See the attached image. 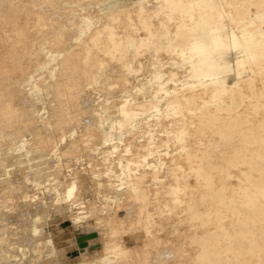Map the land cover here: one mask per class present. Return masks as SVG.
Here are the masks:
<instances>
[{"label":"rangeland","instance_id":"1","mask_svg":"<svg viewBox=\"0 0 264 264\" xmlns=\"http://www.w3.org/2000/svg\"><path fill=\"white\" fill-rule=\"evenodd\" d=\"M38 1L0 0V130L6 135L0 146V193L4 200L16 197L27 202L33 196L31 202L41 204L32 208L33 214L29 210L23 215L15 204L14 215L6 218L9 225L3 231L0 264H126L128 259L130 264H152L154 255L163 250L179 252L180 242L187 244L183 256L187 262L196 255L195 264H264V128L254 122L264 118V94H252L249 86L195 90L201 82V63L189 53L187 62L194 69L189 74L177 54L191 51L200 41L203 0L196 3L198 8L193 0H155L130 13L118 0H95L88 7L94 9L87 10L88 16L77 26L76 40L85 37L87 45L80 50L85 51L86 65L96 68L72 78L59 75L60 51L67 46L57 45L52 51L50 40L39 36L52 27L44 16L36 21ZM261 4L262 0H254L242 16L255 15L260 21L256 13ZM118 8L124 13L116 14ZM214 17L219 32L228 34L217 12ZM96 41L101 46L94 45ZM98 48L103 57L96 55ZM119 70L122 78L114 76ZM254 70L264 77V68L241 70V74L255 77ZM101 71L110 74L104 83L97 77ZM233 72L225 76L229 84L235 81ZM66 81L77 85L62 84ZM184 85L190 93L180 91ZM59 86L65 88L60 95ZM97 87L106 93L112 90L110 106L103 108L104 100L90 103ZM184 96L187 99L171 100ZM58 97L65 107L52 109L58 107ZM169 101L176 108H167ZM182 104L185 108L177 107ZM176 115L173 122L170 116ZM195 116L196 128L184 134L185 124L190 125ZM155 117L171 120H160L164 130L175 125L176 132L167 141H156L153 134H146L147 139L139 136L149 131ZM245 118H251L249 124ZM66 119L73 124L70 129ZM46 125L53 130L54 144L39 147ZM57 126L62 128L61 136ZM115 144L123 146L116 149L120 154ZM63 146L67 150L70 146L72 154ZM108 148L111 159L104 157ZM175 160L190 162L192 172L170 201L165 173L167 163ZM120 165L131 167L130 174L119 172ZM20 172L19 180L10 184ZM200 176L202 187L196 183ZM142 178H149L161 193L157 198L150 197L148 189L140 190L149 195L146 210L175 218L147 232V222L121 218L127 204L135 201L129 195ZM13 187L19 189L10 193ZM91 233L98 237L81 249L77 239Z\"/></svg>","mask_w":264,"mask_h":264},{"label":"bare ground","instance_id":"2","mask_svg":"<svg viewBox=\"0 0 264 264\" xmlns=\"http://www.w3.org/2000/svg\"><path fill=\"white\" fill-rule=\"evenodd\" d=\"M89 1H91V0H39L37 2L38 8H37V14H36V18H35L36 21L38 23H40V21L42 20V18L44 16L46 21L48 22V26L52 27L51 30L44 32V33H41V34H39V36L42 38H47L48 40H50L49 44L51 45L50 47H51L52 51L56 52L54 47L57 45H60L63 47L67 46L65 49H62L60 51V52H62L60 54V59H59V67L62 68V71L59 72L60 77H66V76L67 77L71 76L70 78L77 77L78 73H85L87 70H93L96 68L93 65H89V66L86 65V62H85L86 56L84 54L85 51H84V53H82L80 50V47L82 45H87V44H85V42L83 43L85 37L83 36V39H82L83 41L76 40V38H79L78 32H77V26H79V24L82 22V20L88 16L89 12L87 10H89L91 8L90 7L88 9V7L90 5H92L95 0H92V2H89ZM197 2H198V0L192 1V4L195 5V8H198V6L196 5ZM152 3H155V0H146V2L143 5L132 6L131 8H129L130 10H127L126 12L127 13L138 12V10H141L143 7H149ZM91 9L93 10L94 8H91ZM91 9H90V11H92ZM114 12L116 14L124 13L123 10H121L120 8L116 9ZM101 17H105V15L101 14ZM71 19H75L74 24L69 23ZM94 31H99V28L94 29ZM80 35H82V34H80ZM55 39H57V40H55ZM197 39H199L200 41L197 42V46L194 48V50L192 49L193 50L192 54L194 55L196 61L201 63V61H199V58L201 57V37H199ZM94 45L101 46V41L94 42ZM66 49H68V50H66ZM140 51H143V48L140 49ZM189 53H190V50H189V52L183 51V52L177 54V56L179 57V61L181 59L180 62H183V65L186 66L185 71H187V72H189V74H191L192 70L194 71V69H193L192 63L187 62V59L191 55V53H190V55H189ZM96 55L99 57H103L102 56L103 55L102 49L98 48ZM114 65H115V67H117L116 63ZM121 72L122 71L119 70L118 72H116L114 74V76L116 77V75H118L117 77L122 78L123 73H121ZM260 74H261L260 70H254V76L257 79H259V77L261 76ZM97 77H98V80L100 81V83H104V81H106L108 78H110V74L107 72L101 71V73ZM261 79H264V77H261ZM119 80H120V78H119ZM259 81H260V79H259ZM62 84L75 85L76 81H66L65 83H62ZM62 84H59V85H62ZM195 85H196L195 90L197 92H201V90H204V89H201V82L196 83ZM64 89H65L64 87L59 86L57 88L58 95H60ZM67 89L70 92L74 91L71 86H67ZM97 89H98V87H97ZM108 89H110V88H108ZM111 89H112V87H111ZM210 89L211 88H209L207 90L211 91ZM189 90H190V88H188L186 85H184L180 91H182L184 93H190ZM111 91L112 90H108L107 93L105 91H100L99 89L97 91H92V93L89 97L90 103L96 104L97 102L104 100L105 102L103 103V108L110 106L111 102H112V101H110L112 98L111 96H113V92H111ZM104 92L106 93L105 95H104ZM115 93H118L117 94L118 97L122 96V94H121L122 92H120V91L119 92L115 91ZM183 99H187V96H184L183 98L174 97L171 100H183ZM56 100H57L58 107H55L53 105L52 109H56V108L63 109L65 107L64 101L60 97H58V99H56ZM131 102H133V99L128 101L127 105H131ZM182 103H183V101H182ZM184 104H185V102H184ZM184 106L185 105L182 104V105L177 106V107L178 108L179 107L185 108ZM174 107L176 108V106L172 104V101H169L167 108L173 109ZM193 114H195V113H193ZM225 114H226L225 115V117H226L228 114L227 113H225ZM64 115H66V113L62 112L61 116L64 117ZM166 115H168V114H166ZM185 116H188V114H186ZM223 116H224V114H223ZM256 116H258V115H256ZM170 117H171L172 121L175 122L177 117H179V115L170 116ZM180 117H183V115ZM196 117L197 116L192 118L193 122L190 125L185 124L184 130H182V132L184 134L189 135L190 132L192 131V129L194 127L196 128V121H195ZM225 117H224V119H225ZM54 119H55V122L60 121L59 118H54ZM167 119H168V117H164V118L155 117V118H153L152 122L150 121L151 123L148 124L150 126L149 131L148 132L147 131L146 132L145 131L140 132L139 136H143L144 139H147L148 137H146V134H149V135L153 134L156 141H167L169 138V134L170 133L172 134V132H176V129H173V127L175 125H172V128H170L169 130L163 129L164 125L160 123V120L167 121ZM183 119L188 120L186 118H183ZM245 119H248L247 121L249 124V121L251 120V118H245ZM255 119H256L255 121L254 120H252V121H254L259 127L264 128V118H255ZM168 120H170V119H168ZM66 125H67L66 128L68 127V129H70V127L73 124L69 119H66ZM212 126H214V123ZM146 129H147V127H146ZM246 130H248V129H245V131ZM41 131L44 133V137H42L41 142H38L39 143L38 146L39 147L43 146V145L52 146L54 144V142L52 141L53 130L51 128H49L48 125H46V126L42 127ZM56 131H58L60 133V136L62 135V128L61 127L57 126ZM211 131H214V127H212ZM128 134H131V133H128ZM162 134H166V137H163ZM138 137L135 136L134 138H138ZM5 138H6V135H5L4 131L0 130V146L4 144ZM211 138H212V136L208 137L207 139H211ZM129 139H131V138L128 137L127 140H129ZM177 139H182V138H177ZM178 145L181 148L182 147L185 148L181 143H178ZM170 146H173V144H171ZM142 147L147 148V149H151L147 146H142ZM63 148H64V146H63ZM109 148H110V146H109ZM114 148H115L114 150L116 152V149L123 148V146L119 145V144L118 145L115 144ZM67 151H69V154H72V151L70 152V146H68V150L66 148V152ZM122 152H124V151H122ZM110 153H113L110 149L108 151H104V157L106 159H111L113 156L111 157ZM116 153L120 154V150H117ZM141 155L146 156L145 154H141ZM185 155L188 156L187 154H185ZM21 161H23V160H21ZM26 161H28V160H26ZM27 163L29 165L30 160ZM95 163L97 164V162H95ZM95 163H94V166H97V165H95ZM24 164H25V162H24ZM30 164H32V162ZM167 167H168V170L165 173V177H166V183H167V190L170 191V196L168 197V199L170 201H172L175 199V193L179 190H183V188H184L183 185H184V183H186L189 180V175L192 172V169L190 170L191 163L187 162L185 160L169 161L167 163ZM130 169H131V167H129V166L120 165V171L119 172H126L128 170V174H130ZM93 171H97V168L94 167ZM111 171L112 170H110V172H108V174L110 176H111ZM141 172H142L141 169H138V173L141 174ZM18 177L19 178L21 177V172L18 173V175L15 174L13 177H11V180L9 183L15 184L17 182V180H19ZM200 178H201V176H200ZM128 179L130 180L131 178L129 177ZM141 180H142V184L136 185L134 187V190H133L134 192L132 193V195L131 194L129 195V199L130 200L135 199V201L133 203L127 204L126 207L128 210L126 212H124L125 216H123L121 218L128 216L129 218L130 217L133 218L134 221L138 222V223L147 222L148 225H146V227L144 229L146 232L150 227H153V225H156L157 223L164 224L165 219H169L170 222L174 221L175 218L170 216V215L162 216L161 213H154L153 215H151V213L148 210H146V208L149 205V201H150V199L148 198L149 195L145 194V193H143V194L140 193V190L148 189L150 191V197L160 198L161 193L153 188V186L149 183V178H142ZM92 181H94V180H92ZM216 181H217V187H220L221 185L218 182L219 179H216ZM196 183L198 185L202 184L201 187L205 185L203 183L202 178H201V180L196 179ZM18 189H19L18 187H13V189L10 190L9 192L13 193V192L18 191ZM100 190L102 191V190H104V188L102 187V188H100ZM32 198H33V196H32ZM32 198H30L27 202L21 198H16V197L13 199L4 200L2 198V193H0V249L4 248V246L1 245V243L4 242V234L3 233L7 232L5 230L7 229L8 225H9L7 223L6 218L8 219L10 216L12 217L14 215L13 207L15 206V204L18 205V213H20L22 215L29 212V210L33 214L32 208L34 206L41 208V204H35L36 202L35 203L31 202ZM198 199H199V197H198ZM182 201L183 202L187 201V197L184 196ZM42 206H45V205H42ZM37 207H34V208L37 209ZM36 209H34V211ZM37 211L38 210H36L35 212H37ZM47 212H49V211H47ZM118 217H120V215H118ZM140 227H143V225H140ZM3 231H5V232H3ZM2 234H3V236H2ZM91 234H97V233H91ZM86 235H89V234H86ZM86 235H84V236H86ZM170 236H172V234H170ZM97 237H98V235H97ZM79 238L77 239V242H78L79 247H80ZM96 238H90V239H96ZM90 239L86 240V244H87V241ZM137 239H138L137 237H136V239L135 238L132 239V240H135V244L137 243L136 242ZM31 245H32V241H31ZM86 247H87V245H86ZM9 248H7V254L10 253ZM85 248H81V249H85ZM186 251H187V244L185 242H180L179 252L175 251L174 249L163 250V251L159 252L158 254L154 255L153 260H152V264H154V263L155 264H195L196 260H197L196 255L191 256V259L188 262L183 259L184 252H186ZM131 261H132V259L126 260V264H130Z\"/></svg>","mask_w":264,"mask_h":264},{"label":"crops","instance_id":"3","mask_svg":"<svg viewBox=\"0 0 264 264\" xmlns=\"http://www.w3.org/2000/svg\"><path fill=\"white\" fill-rule=\"evenodd\" d=\"M143 1L145 2V0H118L119 4L128 8L141 6L144 4ZM253 2L254 0H203L201 3L203 13L201 17V57L199 58L201 89L229 87L230 90L234 88L242 90L249 86L252 94L254 92L264 94V79L259 78V81L253 76L243 77L241 74V70L264 68V0H262L260 11L256 13L261 16L260 21L256 20L255 15L242 16L243 10L253 5ZM216 12L221 18L222 26L228 29L226 35L219 32L220 26L214 17ZM195 47L192 49L194 50ZM193 50L190 53L195 58L192 54ZM218 70L229 72L233 70L235 81L229 84L228 78L224 77L227 80L226 85L223 81L217 83L213 77L218 74ZM258 97H253V99L258 100Z\"/></svg>","mask_w":264,"mask_h":264},{"label":"clouds","instance_id":"4","mask_svg":"<svg viewBox=\"0 0 264 264\" xmlns=\"http://www.w3.org/2000/svg\"><path fill=\"white\" fill-rule=\"evenodd\" d=\"M231 73L226 70H218V74L213 77V80L219 83L220 81H223V83L226 85L227 80L224 79L225 76L230 75Z\"/></svg>","mask_w":264,"mask_h":264},{"label":"water","instance_id":"5","mask_svg":"<svg viewBox=\"0 0 264 264\" xmlns=\"http://www.w3.org/2000/svg\"><path fill=\"white\" fill-rule=\"evenodd\" d=\"M96 237H97V234H89V235L80 237L79 238L80 247L85 248L87 245L86 240L90 238H96Z\"/></svg>","mask_w":264,"mask_h":264}]
</instances>
